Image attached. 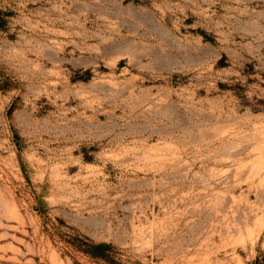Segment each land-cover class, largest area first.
<instances>
[{"label":"rangeland","instance_id":"1","mask_svg":"<svg viewBox=\"0 0 264 264\" xmlns=\"http://www.w3.org/2000/svg\"><path fill=\"white\" fill-rule=\"evenodd\" d=\"M0 264H264V0H0Z\"/></svg>","mask_w":264,"mask_h":264},{"label":"trees","instance_id":"2","mask_svg":"<svg viewBox=\"0 0 264 264\" xmlns=\"http://www.w3.org/2000/svg\"><path fill=\"white\" fill-rule=\"evenodd\" d=\"M108 246V244H97L92 247L91 255L92 257H97V258H105L106 254L104 252H100V249L105 248Z\"/></svg>","mask_w":264,"mask_h":264}]
</instances>
